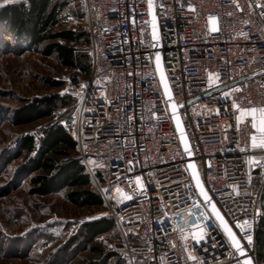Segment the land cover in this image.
Returning a JSON list of instances; mask_svg holds the SVG:
<instances>
[{"label": "built area", "instance_id": "2783aa9c", "mask_svg": "<svg viewBox=\"0 0 264 264\" xmlns=\"http://www.w3.org/2000/svg\"><path fill=\"white\" fill-rule=\"evenodd\" d=\"M84 3L91 69L88 76L72 70L61 79L59 94L75 103L60 125L100 197L133 196L124 200L122 195L108 218L126 242L129 233L136 240L116 251L127 252L131 264L135 259L143 264H242L214 218L200 243L184 241V234L174 230L179 225L191 231L184 221H195L204 210L193 207L191 161L238 238L243 234L236 222H252V244L241 243L254 264H263L255 258V230L262 215L264 166L250 171L247 159L264 152L239 151L237 145L250 144L253 130L250 120L237 128L231 105L234 99L243 107L264 106V0H153L151 15L148 0ZM209 16L217 18V31H209ZM157 53L189 158L159 82ZM209 73L219 74L220 82L210 87ZM237 88L230 99L222 95ZM136 176L145 186L143 194L133 193ZM234 184L240 195L230 187ZM189 252L197 262L188 259Z\"/></svg>", "mask_w": 264, "mask_h": 264}, {"label": "rangeland", "instance_id": "374dc122", "mask_svg": "<svg viewBox=\"0 0 264 264\" xmlns=\"http://www.w3.org/2000/svg\"><path fill=\"white\" fill-rule=\"evenodd\" d=\"M24 1L8 0L5 3L0 0V8ZM62 1L66 4L63 29L88 36L84 0ZM21 49L14 38L0 32V264H80L90 257V247L81 239L80 227L86 222L108 219L119 201L114 197L116 194H107L105 200L101 197L102 206L82 209L71 205L65 192L46 197L31 196L28 179L19 175L23 160L6 163L21 136H39L46 124L43 121L15 127L10 119L13 110L25 101L59 94L60 89L52 87L51 82H60L64 76L73 73L54 57L44 56L40 47ZM69 110H61L58 116L66 115ZM90 181L91 189L96 191V182ZM5 190L9 194L2 196ZM39 224L42 226L34 228ZM126 240L116 225L113 232L98 237L93 246L106 254L114 253L122 264H131L127 252L116 251L120 244L136 242L132 233L127 234ZM134 264L143 263L135 259Z\"/></svg>", "mask_w": 264, "mask_h": 264}, {"label": "trees", "instance_id": "16d2710c", "mask_svg": "<svg viewBox=\"0 0 264 264\" xmlns=\"http://www.w3.org/2000/svg\"><path fill=\"white\" fill-rule=\"evenodd\" d=\"M65 8L62 0H25L7 4L0 8V32L14 38L21 50L40 47L44 56L54 57L62 67L79 70L83 76H88L91 69L89 34L63 29ZM3 45L7 46V43L3 42ZM51 86L60 88L63 83L51 82ZM74 103L73 98L51 94L25 101L14 109L10 119L15 127L43 121L46 124L39 136H21L6 163L23 160L19 175L28 179L31 196L46 197L65 192L66 200L76 208L100 207L102 198L91 189L85 167L76 157L75 143L60 125ZM67 108L70 110L66 115L58 116ZM8 194L5 190L2 196ZM259 207L262 215L255 230V258L264 264V188ZM115 227V223L107 218L83 223L80 237L85 245H89L90 257L80 264H122L114 253L106 254L93 246L98 237L110 234Z\"/></svg>", "mask_w": 264, "mask_h": 264}, {"label": "snow or ice", "instance_id": "6c2138e0", "mask_svg": "<svg viewBox=\"0 0 264 264\" xmlns=\"http://www.w3.org/2000/svg\"><path fill=\"white\" fill-rule=\"evenodd\" d=\"M4 2L6 3L8 2V0H4ZM153 7H154L153 0H148V9L150 15L152 14ZM217 23L218 21L215 16L208 17L207 26L210 32H214L218 30ZM153 39H156L155 31H153ZM156 64H157V70L160 71V57L158 53L156 55ZM208 79H209L210 87L220 82L219 74L209 73ZM160 82L164 87V95L171 102L172 95L170 93L169 87L165 81V76L162 71L160 72ZM233 91H240V89L239 88L230 89L228 92H223L222 95L225 97V99H230L231 93ZM101 96L105 99L106 103H111V101L107 98V96L104 94L103 91L101 92ZM249 104H251V101H249ZM170 106L175 118L177 105L175 104V102H172ZM231 108L234 110L235 113L237 128H239V125L241 123L250 120L251 129L253 130L250 135V144L247 147H239V145H237L239 151L242 153H247L250 148L253 152H255L256 150H260L261 152H264V106L243 107L241 106L240 103L236 102L233 99ZM129 119H131V117ZM176 126L178 131H180V139H181V143L184 146V151L190 156L192 153L189 150V146L186 141L184 132L181 128V123L179 119H176ZM247 165L250 171L252 168H255L257 166H264V156L257 158V156L255 155H249L247 159ZM188 168L192 170L191 178L195 182V189H196V199H193V207L196 209L203 208L204 210L199 212L195 221H189V220L184 221V224L187 225L188 228L191 229V231H186L185 228L180 227L179 225H176L174 230H179L184 234L182 236V239L184 241H187L190 238L192 241L196 243H200L205 240L208 232L210 231L207 222L214 217L215 220L218 222L219 228L223 230V233L230 241L232 248L235 249V252L239 256L245 257V259L242 261V264H253L251 258L247 257L245 247L241 243V239H244L248 242V244H252L253 237L248 232V230L252 229L253 226L252 222L247 220L243 222L240 221L236 222V228H238L240 230V233L243 234L241 238H238L237 234L233 231V229L229 226V223L225 220V217L222 215L221 210L218 209L217 203L213 201V198L209 195L208 191L205 189L200 179V176L197 170L195 169V165L189 164ZM251 182H252V178L249 172V183ZM135 184H136V188L133 189V193L140 191L141 194H143V189L145 186L140 176L135 177ZM230 187L232 188L233 192L236 195L241 194L240 187L238 185L234 184V185H230ZM122 195L124 197V200L133 199L132 195L126 193ZM200 198H202V201ZM258 214L259 212H257V215ZM189 215H191V213H189ZM167 216L168 214L164 213V217L167 218ZM185 250L188 251L187 246L185 247ZM188 259L193 262L198 261L197 256L192 254V252L188 253ZM198 264H203V262H198Z\"/></svg>", "mask_w": 264, "mask_h": 264}, {"label": "water", "instance_id": "95a60500", "mask_svg": "<svg viewBox=\"0 0 264 264\" xmlns=\"http://www.w3.org/2000/svg\"><path fill=\"white\" fill-rule=\"evenodd\" d=\"M155 24V23H154ZM153 26H155V25H153ZM156 61V60H155ZM155 66H156V70H157V64H156V62H155ZM162 71V67H161V64H160V71H158L157 70V74H158V78H159V82H160V72ZM163 72V71H162ZM166 81V80H165ZM167 83V82H166ZM160 85H161V88H162V90H163V93H164V87H163V85L161 84V82H160ZM166 97V96H165ZM166 99H167V97H166ZM168 100V99H167ZM169 101V100H168ZM171 105V102H169V106ZM170 109H171V106H170ZM171 112H172V109H171ZM173 113V112H172ZM173 119H174V124H175V128H176V130H177V133H178V135H179V139H180V131H178V129H177V126H176V119H178V117H177V115H176V113H175V118H174V114H173ZM182 128V127H181ZM180 142H181V139H180ZM181 145H182V148H183V151H184V146H183V144L181 143ZM184 153H185V151H184ZM185 156H186V158H189L190 156L187 154V153H185ZM189 164H193V162H191V161H189L188 162V165ZM194 165V164H193ZM196 169V168H195ZM189 171H190V174H191V169H189ZM194 182V181H193ZM194 185H195V182H194ZM201 200H202V198H201ZM214 218V217H213ZM215 219V218H214ZM216 221V220H215ZM217 222V221H216ZM218 223V222H217ZM235 250V249H234ZM241 257V256H240ZM248 257V256H247ZM242 258V261L245 259V257H241ZM253 262V261H252ZM254 264V263H253Z\"/></svg>", "mask_w": 264, "mask_h": 264}, {"label": "bare ground", "instance_id": "6f19581e", "mask_svg": "<svg viewBox=\"0 0 264 264\" xmlns=\"http://www.w3.org/2000/svg\"><path fill=\"white\" fill-rule=\"evenodd\" d=\"M121 198H122V195L121 194H116V199L120 202L121 201Z\"/></svg>", "mask_w": 264, "mask_h": 264}]
</instances>
